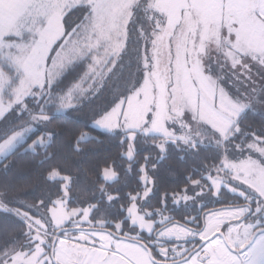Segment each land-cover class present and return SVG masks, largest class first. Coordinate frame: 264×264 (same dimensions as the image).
<instances>
[{
    "label": "rangeland",
    "instance_id": "1",
    "mask_svg": "<svg viewBox=\"0 0 264 264\" xmlns=\"http://www.w3.org/2000/svg\"><path fill=\"white\" fill-rule=\"evenodd\" d=\"M138 1L91 0L87 6L90 15L82 26L84 34L68 36L72 29L66 30L64 19L82 0H38L14 35L26 42L0 48V60L20 78L10 95L12 80L0 72V119L27 99L40 97L37 90L52 86L77 61L91 58L85 83L99 81L110 61L123 50L132 8ZM148 10L155 28L144 84L127 103L93 123L104 133L128 135L127 160L135 158L137 135L161 138L162 151L166 144L221 142L250 102H256L254 110L264 115V0H152ZM85 83L63 100L62 112L73 106L78 94L86 92ZM33 131L31 127L21 132L15 148L0 154V163L24 145ZM239 143V151L246 152L227 153L225 147L219 175L210 181L216 193L232 181L239 183L263 201L258 207H264V142ZM43 145L39 140L28 150L34 152ZM103 178L107 184L117 181L112 170H106ZM143 184L145 191L133 198L127 210L130 228L119 226L117 230L128 240L104 232L105 224L93 223L94 207L70 209L66 194L46 213L34 208L18 212L35 231L31 239L38 247L32 251L28 239L24 249L15 253L14 264H41L45 257L54 264L47 250L53 245L51 236L67 230L55 249L56 264H140V260L160 264L156 260L185 257L196 240L208 244L182 264H243L249 249L264 239V233L256 237L261 222H241L248 211L211 215L202 232L177 225L163 229L165 219L144 206L152 196L153 184L146 176ZM144 243L155 246L156 260ZM36 252L41 255L37 257Z\"/></svg>",
    "mask_w": 264,
    "mask_h": 264
},
{
    "label": "trees",
    "instance_id": "2",
    "mask_svg": "<svg viewBox=\"0 0 264 264\" xmlns=\"http://www.w3.org/2000/svg\"><path fill=\"white\" fill-rule=\"evenodd\" d=\"M151 1L139 0L132 8L123 50L110 61L107 73L99 81L94 85L92 80L85 83L91 58L77 61L52 86L37 90L36 96L40 97L27 99L15 108L16 114L9 113L0 122V144L15 132L35 128L27 142L0 163V249L17 253L35 234L18 212L34 208L46 213L65 194L72 210L94 207L91 220L105 224V230L127 228V210L133 198L145 191L144 176L153 184L145 208L181 222V226L193 220L202 227L215 210L247 203V199L228 189H222L215 197L209 179L219 175L225 147L229 149L227 153L243 154L239 141L245 145L264 141V115L254 110L256 102L248 104L250 107L221 142L166 144L162 151L161 138L137 135L133 161L125 158L130 145L127 134L104 133L93 127V123L127 103L144 84L155 28L149 19ZM89 15L86 6L68 12L64 19L66 30L72 29L68 36L77 34ZM7 41L26 42L17 38ZM0 67L12 80L8 89L11 95L20 78L4 61H0ZM83 83L86 92L78 94L73 106L62 112L63 100ZM86 136L89 139L82 140ZM39 140L44 145L29 151ZM106 170L117 175L115 183L104 181ZM231 187L249 197L253 195L237 183ZM4 251H0V256Z\"/></svg>",
    "mask_w": 264,
    "mask_h": 264
},
{
    "label": "flooded vegetation",
    "instance_id": "3",
    "mask_svg": "<svg viewBox=\"0 0 264 264\" xmlns=\"http://www.w3.org/2000/svg\"><path fill=\"white\" fill-rule=\"evenodd\" d=\"M260 141H263V140H260ZM264 142V141H263ZM244 152H246V151H244ZM234 154V153H233ZM239 154H242V153H239ZM210 179H214V180H216V177H214V178H210ZM209 179V180H210ZM224 184L225 185H227V183L226 182H224ZM233 184H235V182L234 181H232L231 183H229L228 184V186H223V188H221L220 189V191L218 192V193H216L215 191H214V195H215V197H217L219 194H220V192H221V190L222 189H228L230 192H232V191H234L235 192V194H237L238 196H240L243 200L244 199H247V200H244V201H247V203L245 204V205H240V206H236V207H224V208H221V209H219V210H215L213 213H211V214H209L207 217H206V219H205V224H204V226H202V227H200L199 226V224L198 223H195L193 220H190L188 223H189V225H187V226H181L182 224H181V222H178V221H172V219H169V218H167V217H165L164 215H162L160 212H158V213H160V215L165 219V224H164V226L162 227L163 229H165V228H170V227H173V226H181V227H183V228H186V229H189V230H192L191 228H193V227H195V228H199L200 230V232H202L205 228H206V225H207V218L209 217V216H211V215H216V214H224V213H226V212H229L230 214L231 213H234V212H245V211H248L247 212V214L245 215V217L244 218H242V221L241 222H244V221H246L247 223H249V222H254V224L256 223V222H261L262 223V225H261V227H259L257 230H256V232L257 233H259V232H262V231H264V228H263V225H264V207H262V206H259L258 207V204L260 203V202H263L262 200L259 202V198L258 197H256L255 196V194H253L252 195V197H249V196H247V195H245L244 193H242L241 191H238V190H235L234 188H232L231 187V185H233ZM237 184H239V183H237ZM210 185H211V188L214 190V187H213V185H212V183H211V181H210ZM232 190V191H231ZM239 194H241V195H239ZM249 197V198H248ZM254 200V201H253ZM178 207H180V206H178ZM257 208H259L260 209V211H257ZM118 227L119 226H117V227H115L114 229H113V231H108V230H105L104 228L102 229L104 232H109V233H111V235H113V236H115V237H118V238H121V239H126V240H128L124 235H123V231L121 230L120 232H118L117 230H118ZM128 227L130 228V224L128 225ZM127 227V228H128ZM127 228H123L124 230H126ZM128 228V229H129ZM161 228V227H160ZM199 231H197V233H200ZM67 232H69L68 230H67ZM67 232L66 233H64L63 235H65V234H67ZM256 233V234H257ZM156 234H157V231H156ZM221 236H223L224 238H225V236L224 235H221ZM54 237V236H53ZM55 238V237H54ZM157 239H158V236H157ZM60 240V239H59ZM58 240V241H59ZM129 241H131L130 239H129ZM139 242H141V241H139ZM204 241H202V240H196L195 241V246H194V248L191 250V251H189L188 253H187V255L185 256V257H183V258H181L180 260H174V261H160V260H156L155 258H154V256H155V254L157 253V250H156V248H155V246H150L149 244H147V243H144V245H145V248H146V250H148L149 251V253L151 254V257L153 256V258H154V260H156V261H158L160 264L161 263H163V264H175V263H180V262H182L184 259H186L189 255H191L192 253H194V252H196L198 249H199V247L201 246V244L203 243ZM207 246V245H206ZM205 246V247H206ZM204 247V248H205ZM203 248V249H204ZM203 249H201L198 253H196L192 258H194L195 256H197L198 254H200V253H202V251H203ZM191 258V259H192Z\"/></svg>",
    "mask_w": 264,
    "mask_h": 264
},
{
    "label": "crops",
    "instance_id": "4",
    "mask_svg": "<svg viewBox=\"0 0 264 264\" xmlns=\"http://www.w3.org/2000/svg\"><path fill=\"white\" fill-rule=\"evenodd\" d=\"M37 1L38 0H0V48L4 44L17 43V42H9L7 40L9 38H17L14 37V35H17V33H19L21 21L27 15H29L31 12L34 11L35 6L37 5ZM91 3H92L91 0H82L80 7H84V6L87 7L91 5ZM83 32L84 30L81 29L78 31V34L83 35L84 34ZM0 72L3 76L4 71L0 70ZM51 238H53V236H51ZM140 264H147V263L146 261L141 262L140 260Z\"/></svg>",
    "mask_w": 264,
    "mask_h": 264
},
{
    "label": "snow or ice",
    "instance_id": "5",
    "mask_svg": "<svg viewBox=\"0 0 264 264\" xmlns=\"http://www.w3.org/2000/svg\"><path fill=\"white\" fill-rule=\"evenodd\" d=\"M9 113H15L16 109H12ZM9 113L5 114L0 121L5 120L6 117L9 116ZM22 139V135L19 132H15L10 137L6 139V142L3 144H0V154H3L5 152H10L12 149L15 148L16 144ZM257 211H260L259 208H257ZM29 243L32 245V251H35L38 247V244L35 240H32L31 237H29ZM47 247V246H46ZM49 252L52 251L50 247L47 249ZM0 251H4L3 249H0ZM43 249H41V252ZM41 252H36V256L39 257L41 255ZM14 256L15 252L14 250L9 249L8 251H4V255L0 256V261H2V264H14ZM41 264H50V259L48 257H45V259L41 262ZM243 264H264V239H262L260 242H257L255 245H253L246 257L244 258Z\"/></svg>",
    "mask_w": 264,
    "mask_h": 264
},
{
    "label": "water",
    "instance_id": "6",
    "mask_svg": "<svg viewBox=\"0 0 264 264\" xmlns=\"http://www.w3.org/2000/svg\"><path fill=\"white\" fill-rule=\"evenodd\" d=\"M65 232L63 231V232H59V233H57L56 234V236H55V238H54V242H53V245H52V251H51V257H52V260H53V262H54V264H56V262H55V249H56V246H57V243H58V240L63 236V234H64ZM261 233H264V231H262V232H259V233H257L256 234V237L259 235V234H261ZM253 242L254 241H252L243 251H241L242 253L243 252H245L246 250H248L250 247H251V245L253 244ZM208 244V242H203L202 244H201V246L199 247V249L196 251V252H194V253H192L191 255H189L186 259H184L182 262H180V263H175V264H182V263H185V262H188L196 253H198L201 249H203L206 245ZM151 255V254H150ZM152 258V257H151Z\"/></svg>",
    "mask_w": 264,
    "mask_h": 264
}]
</instances>
